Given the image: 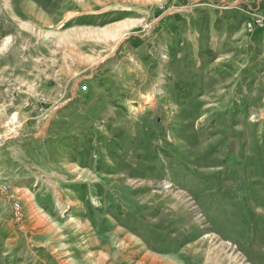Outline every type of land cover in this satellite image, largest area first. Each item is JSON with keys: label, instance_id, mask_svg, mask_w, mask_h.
<instances>
[{"label": "rangeland", "instance_id": "1", "mask_svg": "<svg viewBox=\"0 0 264 264\" xmlns=\"http://www.w3.org/2000/svg\"><path fill=\"white\" fill-rule=\"evenodd\" d=\"M172 1L0 0V264H264V81Z\"/></svg>", "mask_w": 264, "mask_h": 264}, {"label": "crops", "instance_id": "2", "mask_svg": "<svg viewBox=\"0 0 264 264\" xmlns=\"http://www.w3.org/2000/svg\"><path fill=\"white\" fill-rule=\"evenodd\" d=\"M172 3L174 10L168 14L163 12L158 24H165L164 34H169L165 39L170 46L168 54L173 52L171 43L185 35L192 54L200 55L209 50L212 56L243 57L238 63L234 59L230 64L229 69L234 73L231 84L236 82L237 71H245L248 72L244 74L245 82H258L263 86L264 27L248 33L244 21L255 15L264 16V0H173ZM124 24L132 23L127 19ZM186 52L183 50L184 54ZM214 81L224 80L216 76Z\"/></svg>", "mask_w": 264, "mask_h": 264}, {"label": "built area", "instance_id": "3", "mask_svg": "<svg viewBox=\"0 0 264 264\" xmlns=\"http://www.w3.org/2000/svg\"><path fill=\"white\" fill-rule=\"evenodd\" d=\"M244 25L248 33H253L257 28L264 27V17L261 15L252 16L249 19L245 20ZM80 90L86 91L87 87L82 86L80 87ZM16 206L19 207L18 203H16Z\"/></svg>", "mask_w": 264, "mask_h": 264}, {"label": "trees", "instance_id": "4", "mask_svg": "<svg viewBox=\"0 0 264 264\" xmlns=\"http://www.w3.org/2000/svg\"><path fill=\"white\" fill-rule=\"evenodd\" d=\"M245 22V21H244ZM245 74V73H244ZM181 81H184V79L183 80H181ZM186 82V81H185ZM178 85H180V86H194V85H191V84H189V85H186V83H182L181 82V84H178ZM196 86V85H195ZM193 102H194V100H193ZM238 110H240V109H238V108H234V113L235 114H237V111ZM234 116H236V115H234ZM240 118H242V119H244V120H246L247 119V115H242L241 113H240V115H238ZM247 121V120H246ZM99 231H105V230H102V228L101 227H99Z\"/></svg>", "mask_w": 264, "mask_h": 264}, {"label": "bare ground", "instance_id": "5", "mask_svg": "<svg viewBox=\"0 0 264 264\" xmlns=\"http://www.w3.org/2000/svg\"><path fill=\"white\" fill-rule=\"evenodd\" d=\"M39 219H40V218H39ZM42 219H43V218H42ZM44 220H45V219H44ZM44 220H43V221H44ZM41 221H42V220H41Z\"/></svg>", "mask_w": 264, "mask_h": 264}]
</instances>
